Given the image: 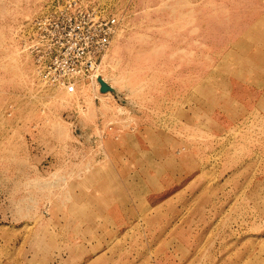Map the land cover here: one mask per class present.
Masks as SVG:
<instances>
[{
    "label": "rangeland",
    "instance_id": "obj_1",
    "mask_svg": "<svg viewBox=\"0 0 264 264\" xmlns=\"http://www.w3.org/2000/svg\"><path fill=\"white\" fill-rule=\"evenodd\" d=\"M66 8L116 19L114 92L37 76L36 21ZM252 71L264 0H0V264H264Z\"/></svg>",
    "mask_w": 264,
    "mask_h": 264
},
{
    "label": "built area",
    "instance_id": "obj_2",
    "mask_svg": "<svg viewBox=\"0 0 264 264\" xmlns=\"http://www.w3.org/2000/svg\"><path fill=\"white\" fill-rule=\"evenodd\" d=\"M69 9L36 21L39 40L28 45L34 56L36 74L44 83L62 87L79 80H94L103 53L108 49L109 38L116 19L88 18L80 22ZM86 29L87 37L82 35ZM47 40V43L44 40Z\"/></svg>",
    "mask_w": 264,
    "mask_h": 264
},
{
    "label": "water",
    "instance_id": "obj_3",
    "mask_svg": "<svg viewBox=\"0 0 264 264\" xmlns=\"http://www.w3.org/2000/svg\"><path fill=\"white\" fill-rule=\"evenodd\" d=\"M96 80L98 81L100 87L99 91L100 92H114V89L106 82L103 80L101 76L97 77Z\"/></svg>",
    "mask_w": 264,
    "mask_h": 264
},
{
    "label": "crops",
    "instance_id": "obj_4",
    "mask_svg": "<svg viewBox=\"0 0 264 264\" xmlns=\"http://www.w3.org/2000/svg\"><path fill=\"white\" fill-rule=\"evenodd\" d=\"M264 71H259V72H255V71H252V74H257V75H264L263 73ZM110 202V201H109Z\"/></svg>",
    "mask_w": 264,
    "mask_h": 264
}]
</instances>
